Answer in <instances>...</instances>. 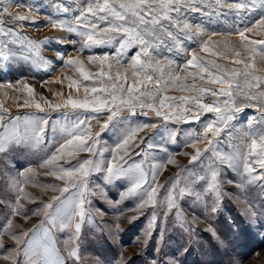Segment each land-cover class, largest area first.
Returning <instances> with one entry per match:
<instances>
[{
    "label": "snow or ice",
    "instance_id": "1",
    "mask_svg": "<svg viewBox=\"0 0 264 264\" xmlns=\"http://www.w3.org/2000/svg\"><path fill=\"white\" fill-rule=\"evenodd\" d=\"M257 12L259 19L251 20ZM196 14L217 21L231 17L232 22L223 38L214 40L221 33L203 22H193ZM26 26L37 30L50 27L69 36L74 34L79 40L68 36L39 40L23 31ZM261 34L264 0H77L75 4L73 0H47L44 6L37 0H0V64L23 60L51 71L53 61L44 56V46L72 45L77 55L65 58L56 51V56L78 74L77 79L65 77L68 88L79 93L83 87L85 93L78 99L70 92L62 103L55 104L41 97L49 109L59 112L53 119L35 99L33 86L22 80L16 81L19 87L0 83L6 97L8 89L17 100L18 93L27 92L28 99L18 108L37 109V113L12 115L0 103V177L14 197L0 201L9 208L0 225V260L6 264H87L81 251L83 228L96 225L103 231L106 215L95 207L94 198L110 205L135 198L138 203L131 210L136 213L130 217L132 221L151 209L142 244L146 246L158 231L157 253L170 216L180 221L189 239L195 234L201 217L193 211L189 219L183 212L186 199L191 200L190 208L215 214L225 197L234 198L249 223L264 227V38H257ZM186 42L195 44L199 52L187 47ZM96 47H112L114 53L88 55L85 61L82 54ZM181 53L190 58L179 62L175 56ZM205 55L215 59H206ZM86 62L97 70L91 71ZM190 79L193 82L187 83ZM169 88L192 94L168 96L165 93ZM249 107L255 108L258 116L250 118L247 127H237L233 123L237 114ZM125 112L127 116L122 115ZM105 113L106 119L100 122ZM150 113L165 122L201 125L199 132L185 136L183 146L193 149L183 152L188 157L187 166L181 167L167 147L168 143H177L176 130L165 127V139L160 132L140 135L161 127L156 123L132 126V117ZM93 120L98 122V130H94ZM117 125H121L120 133L114 145L108 146L101 136ZM17 148L28 150L37 163L10 170L9 153ZM80 153H88V158L78 159ZM168 165L179 171L161 182L159 177ZM225 169L239 179L227 178ZM94 174H103L102 184L91 181ZM41 175L62 183H42L37 179ZM122 179L127 187L121 191L120 201L114 202L106 188ZM226 184L238 191H227ZM28 186L56 194L44 200L28 191ZM250 187L260 190L259 205L248 197ZM26 204L38 207L29 215ZM17 216L25 221L32 216L41 219L24 229L14 222ZM97 217L101 224H97ZM120 230L116 223L114 231ZM204 231L217 237L211 224ZM5 237L13 247L5 248Z\"/></svg>",
    "mask_w": 264,
    "mask_h": 264
},
{
    "label": "rangeland",
    "instance_id": "2",
    "mask_svg": "<svg viewBox=\"0 0 264 264\" xmlns=\"http://www.w3.org/2000/svg\"><path fill=\"white\" fill-rule=\"evenodd\" d=\"M44 6L47 0H37ZM77 0H73L75 4ZM48 10V9H45ZM13 11L26 12L25 8H13ZM260 13L253 14L251 20L259 19ZM43 22V16L39 17ZM5 20L7 17L5 16ZM193 22H203V24L210 30L217 31L221 35L213 37L214 40L222 39L223 34L228 30L229 24L232 22L230 17L228 20L217 21L215 18L209 20L202 17L199 14L192 16ZM11 26V25H9ZM29 36L43 40L45 37L55 38L58 36H68L69 39L79 40V37L62 33L60 31H54L50 27H44L37 30L34 27L26 26L23 30ZM257 38H264V34H261ZM232 39L235 42H239L236 36ZM186 46L195 48L199 52V48L190 42H186ZM44 56L53 61L52 70L47 71L44 67L33 65L30 62L23 60L13 64H0V83L11 82L15 87H19L16 81L22 80L34 87L36 91L35 99L40 102L46 112H48L53 119L59 116V112H54L48 108L44 100L41 97H46L52 103H62L71 92L74 98L83 99L84 91L83 87L80 88L79 93L74 89L68 88L69 81L65 77H71L77 79L78 74L72 71L69 67L63 65V61L59 60L56 56V51H60L67 56H75L78 53L73 51L72 45H62L59 43H49L44 46ZM134 51V50H133ZM104 53H114L112 47H96L91 50H86L82 54V58L85 59L88 55H100ZM131 54V53H130ZM204 55V54H202ZM187 58L183 53L175 56L179 62H183ZM206 59H215V57L205 55ZM221 64H226L228 67L233 65L230 62L224 60L218 61ZM86 66L93 72L97 69L91 65ZM57 80L62 81L56 82ZM190 79L187 83H192ZM88 83V82H84ZM199 83V81H197ZM43 84V86H42ZM49 89L51 91H49ZM8 96L4 95V90H0V103H3L5 107L11 110L12 115H20L23 113H37L35 107L31 108H18V105L23 104L25 99H28L27 92L18 93L19 99L14 98L12 89H8ZM55 93L56 95H54ZM168 96H179L182 94L191 95L192 93H181L173 88H169L165 93ZM211 99V98H209ZM207 102V101H206ZM65 111L61 109L60 112ZM70 111V110H69ZM139 113V109L137 110ZM43 115V113H39ZM106 113L100 117V122L106 119ZM123 116H127L128 113H122ZM211 117V114H207ZM253 116H258V112L255 108H245L244 111L237 114V119L233 121L237 127H247V121ZM94 130H98L99 124L96 120L91 121ZM132 126L139 123H156L161 125L158 129H148L140 133L141 136L152 135L155 132H160L167 139V130L177 131V143H168L167 147L174 154V158L179 162L181 167L188 165V157L183 155V152H193L191 147H184V139L187 133L201 130V125L195 122L192 123H180L175 121H163L162 118L156 117L154 113H150L147 117L137 114L132 117ZM121 125H117L114 130L107 131L102 134L101 140L106 145H114L117 135H119ZM49 139H51V132H49ZM204 147L203 144L200 145ZM88 153H80L78 159L88 158ZM108 155L107 153L105 154ZM163 156V154H160ZM9 158L12 161V165L9 166L10 170L16 171L22 168L28 167L30 164L35 165L37 158L26 149H13L9 153ZM3 158L0 157V168L3 167ZM63 163V161H61ZM74 164L75 161H72ZM43 172V170H40ZM179 169L174 165H168L159 177L160 181L169 179ZM227 178L232 180H238L239 178L230 170L225 169ZM40 182L45 184L62 183L56 181L53 177L39 176L37 178ZM93 183H103V174H94L91 177ZM127 187L126 180H120L112 185H108L106 191L109 199L112 201H120V193ZM225 188L229 192H237L238 190L233 185H225ZM28 191L32 192L36 196L47 200L53 193L48 191L43 193L38 187L28 186ZM247 195L250 199L259 205L261 203V193L258 188L250 187L247 191ZM14 199L9 191L2 177H0V201H7ZM93 203L96 208L103 209L106 215L103 217V224L100 222V218L97 217V224H101L103 231L96 225L86 224L82 232V254L85 256L87 264H95L96 261L99 264H152L155 260L156 264H233L234 260L240 261V264H264V227H259L249 223L247 218L242 214L241 206L236 202L234 198L225 197L220 205V209L215 214H206L201 208H190L191 200L186 199L182 202L183 212L191 219L193 211L201 217V222L195 226V234L189 239V236L182 231L179 224L180 221L175 217L170 216L167 223V231L165 232L163 245L160 248L159 253L156 252L158 231L153 233L152 238L144 246L142 241L144 239V229L148 220V213L151 209H147L144 215H141L139 219L132 221L130 217L136 215L131 211L135 208L138 201L135 198L126 199L120 201L118 204L110 205L99 198H94ZM31 215L32 210L38 207V204H26ZM9 212V208L6 203L0 204V225L4 223L5 216ZM206 217V218H205ZM41 217L32 216L30 220L25 221L21 217L14 218L16 224L22 225L24 229L30 228L33 224L38 223ZM120 224V231H114V225ZM211 224L217 233V237L214 238L211 233L204 231L205 227ZM19 231V229H17ZM63 238V234H61ZM12 242L5 237V248L13 247ZM3 251V250H0ZM0 264H6L5 261L0 260Z\"/></svg>",
    "mask_w": 264,
    "mask_h": 264
}]
</instances>
